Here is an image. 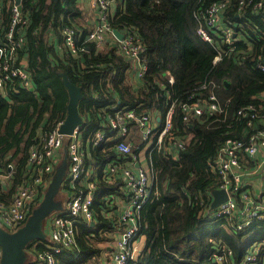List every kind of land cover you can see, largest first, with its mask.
Listing matches in <instances>:
<instances>
[{
	"label": "trees",
	"instance_id": "1",
	"mask_svg": "<svg viewBox=\"0 0 264 264\" xmlns=\"http://www.w3.org/2000/svg\"><path fill=\"white\" fill-rule=\"evenodd\" d=\"M215 1L222 0L113 3L112 26L121 31L129 26L134 28L145 44L148 68L141 77L134 72L132 61L116 52L112 38L105 41L106 50H100L95 41H85L93 26L79 23L84 14L81 0L22 1L29 22L23 32L25 46L20 54L27 58L26 68L33 86L24 88L15 78L4 89L0 88V167L8 168V163L16 160L15 182L28 172L26 160L30 148L39 146L44 135L66 117L69 93L63 73L82 87L78 106L84 121L79 131L89 148L90 167L97 163L103 168V163L131 160V156L125 157L116 149L113 140L97 147L92 145L94 133L108 120L104 113L128 109L137 113L154 110L165 113L170 96L179 104L188 101L193 93L206 95L210 87L202 85L211 81L224 104L225 111L220 116L194 117L190 121L184 120V111L177 104L173 130L188 140L180 147L171 145L170 152L156 148L149 152L158 192L140 211L138 236L145 235V244L140 255L128 264H219L214 254L223 245L233 249L232 261H239L256 243H262L258 264H264V217L237 229V218L207 213L212 190L220 186L221 180L208 160L216 157L227 138L246 139L248 130L264 126L261 116L253 118L250 127L248 117L238 113L242 107L252 105L253 110L264 114V70L258 66L259 62L264 63V10L254 12L251 5L240 9V0H226L222 21L236 32V48L228 50L229 45L219 36L214 45L197 33L200 24L205 23L207 8ZM68 23L79 33L80 48L76 54L67 50L61 53L55 45L56 38L62 41L61 26ZM213 33L215 39L221 34L216 30ZM216 45L227 52L213 63L218 52ZM167 72L174 76L173 83ZM133 123L129 127L134 135ZM109 129V135L118 140L125 138L118 134V129ZM246 159L241 155L244 165ZM76 184L85 186L83 174ZM74 190L66 179L60 193L68 198L69 191ZM126 193L118 181L97 179L95 225L80 223L78 247L64 248L54 264H94L107 252V243L121 227L117 220L127 205ZM237 202L241 211L239 197ZM51 243V240L33 241L28 246L32 257L26 264H38L37 254Z\"/></svg>",
	"mask_w": 264,
	"mask_h": 264
},
{
	"label": "built area",
	"instance_id": "2",
	"mask_svg": "<svg viewBox=\"0 0 264 264\" xmlns=\"http://www.w3.org/2000/svg\"><path fill=\"white\" fill-rule=\"evenodd\" d=\"M22 1L0 0V88H4L7 82L19 79L22 87L32 88L33 84L30 73L26 68L27 58L21 57L20 50L25 46L24 29L28 25L29 19L22 8ZM116 0H92V5L96 6L97 23L92 27L85 41H95L101 45L108 38H112L116 45V52L129 58L133 64V70L141 77L147 71L148 65L144 57L145 44L132 27H127L122 32L123 38L119 39L114 33L111 24V17L115 10L113 3ZM240 9L245 5H251L252 10H264V0H240ZM227 5L226 0L215 1L207 8L204 14L205 23L200 24L197 33L206 42H218V36L223 43L229 45L228 50H235L234 35L236 32L230 25H225L222 21V11ZM213 30L220 32L214 38ZM63 40L66 50L76 54L78 47L79 33L73 24L61 26ZM218 52L214 56L213 63H217L223 57V51L217 45ZM82 48V47H81ZM258 66L264 70V63L259 62ZM169 81L174 82L175 78L170 73ZM203 88L210 87L206 95H196L193 93L188 101L177 103V99L170 96V103L164 113L162 125L155 126V114L153 111L137 113L134 109L118 110L114 114L107 113L105 129H98L92 138V145L99 146L108 141H115V146L125 157L131 156V160L120 159L110 162L106 167L101 165L89 166L88 146L82 139L79 127L71 134H64L59 131L60 120L57 126L50 129L43 137L39 146H32L28 153L27 174L18 182H15L16 167L12 163L8 164L9 174L0 171V223L13 231L23 225L38 202L44 196L50 178L57 163L62 157L64 142H68L69 169L66 179L70 180L74 191L65 198L64 208L53 212L49 218L48 230L51 244L41 250L37 256L38 264H54L56 256L64 248L73 249L78 247L77 234L79 224L82 222H96L94 214V202L96 198L95 190L97 179L102 177L106 182H117L124 185L128 202L118 217L120 230L116 231L114 239L107 243L109 248L115 249L112 252H105L94 262V264H128L130 260L136 259L145 244V235H139L140 211L145 203L158 192L155 178L156 174L151 164V152L153 148L159 151L170 152L171 145L180 147L185 140L176 135L174 128V113L177 104L184 111V120L190 121L194 117L220 116L225 111L224 104L214 91V84L205 82ZM264 100V92L262 94ZM252 109V110H251ZM253 106H244L238 113L248 117V125L251 127L255 117H262L258 110H253ZM139 126L143 132V138L149 141V149L143 146H135L133 135L129 124ZM110 131L118 129V134L124 139H117L109 135ZM130 133V138L128 137ZM157 135L150 142V137ZM86 144V145H85ZM264 146V131L254 129L246 139L229 137L219 149L218 154L212 160H208L212 171L217 172L220 177V186L228 191V199L221 202L215 209H208L207 213L212 216H223L237 218L236 227L241 229L247 226L255 218L264 217V196H255L248 190H241L242 184L251 181L244 177L250 174L264 176V158L260 155L261 146ZM151 146V147H150ZM144 151L140 157L138 152ZM241 155H247L246 160H251L256 166L252 170L246 167L241 159ZM145 158V159H144ZM134 161L139 162L135 165ZM99 174L98 171H100ZM83 174V184L78 186L76 181ZM65 179V181H66ZM239 193L240 195H238ZM241 199L242 209L239 210L237 198ZM37 202V203H36ZM203 213V211L201 212ZM144 237V240H143ZM254 246L253 248H251ZM239 264H258L257 246L252 245ZM233 249L228 246H220L214 254V259L219 264H232L231 256ZM1 260V249H0Z\"/></svg>",
	"mask_w": 264,
	"mask_h": 264
},
{
	"label": "water",
	"instance_id": "3",
	"mask_svg": "<svg viewBox=\"0 0 264 264\" xmlns=\"http://www.w3.org/2000/svg\"><path fill=\"white\" fill-rule=\"evenodd\" d=\"M17 2H20V0H17ZM113 31L119 39L123 38L124 33L119 28L114 27ZM62 75L69 93V101L66 117L60 124L59 131L64 134H71L84 121L78 106L83 92L82 87L72 82L66 73ZM62 149V157L55 167L44 196L32 209L25 223L13 231L0 223V264H26L32 257L28 246L36 239L50 240L49 218L53 212L64 208L65 201V198L59 197V195L69 169L67 141L64 142ZM136 165L138 166L139 162ZM68 194L70 195L71 191ZM212 195V209L228 199V191L225 188L213 189ZM91 225H94V221L91 222Z\"/></svg>",
	"mask_w": 264,
	"mask_h": 264
},
{
	"label": "crops",
	"instance_id": "4",
	"mask_svg": "<svg viewBox=\"0 0 264 264\" xmlns=\"http://www.w3.org/2000/svg\"><path fill=\"white\" fill-rule=\"evenodd\" d=\"M81 7L83 8L84 10V14H83V18H80L79 20V23L82 24V25H90V26H94L97 21H98V18H97V12H96V6L95 5H92V0H81ZM1 17V16H0ZM60 34L62 36V31H61V28H60ZM62 41H59L58 38L55 39V45L57 46L58 50L63 53L65 52V50L67 49L66 46H65V43H64V40H63V36L61 37ZM105 43V42H104ZM104 43H102L101 45H98V48L100 50H106V48L108 47L107 45H105ZM104 47V48H103ZM119 54V53H118ZM135 72V71H134ZM136 73V72H135ZM137 75V73H136ZM138 76V75H137ZM5 88V87H4ZM4 88H1V89H4ZM3 92V91H2ZM3 95H4V92H3ZM6 97V96H5ZM153 113L155 114V121H156V124L155 126H157L158 128L162 125L163 123V119H164V112L163 113H160L159 111H156L154 110ZM103 117H107V114L104 113ZM158 117H160V119H158ZM246 124V123H245ZM247 126V124H246ZM135 131H134V134L136 132V138L133 140V143L135 146H143V144L145 143V139L143 138V132L142 130L139 128V126L135 125ZM248 127V126H247ZM101 128L102 129H105V127H103V125L101 124ZM249 128V127H248ZM258 130L260 131H264V126L262 127H258L257 128ZM250 130H248V133L246 135L245 138H248L249 135H250ZM81 133V132H80ZM82 136V134H81ZM185 140H188V139H185ZM67 141V140H66ZM63 151V149H62ZM88 151H89V148H88ZM144 151L140 150L138 152V157H140L142 155ZM260 155H262V157L264 158V146L262 145L261 146V149H260ZM87 157H88V153H87ZM245 157H247V155H245ZM145 159V158H144ZM248 162H251V165L249 166ZM14 164L15 167H16V162L14 161H10L8 164ZM26 164H27V160H26ZM109 164V162L105 165L104 163L102 164V166H107ZM96 165H100V164H95L94 166ZM245 165L246 167H250V170H252L253 168H255L256 166L254 165V162L251 161V160H247V162H245ZM0 171H2L4 174H9L10 173V168H6V167H0ZM257 174H250L248 176L249 180L251 179V177L253 178L251 181H247L245 183H247V186H245L246 184L243 183L242 184V187H241V190H248L250 191L253 195L257 196H264V176H256ZM247 176H245L244 178L246 179ZM245 184V185H244ZM213 200V198H212ZM212 203V202H211ZM95 225V223H94ZM143 240H144V237H143ZM260 244L261 246H257L258 248V252L257 254L259 255L261 249H262V243H258ZM144 247V246H142ZM254 246H252L251 248H253ZM115 249L114 248H110L108 250V252H112L113 250ZM251 250V249H248L246 253H248V251ZM242 256L241 259H243L244 255ZM258 255H257V260H258ZM241 259L239 261H232V264H239L241 262ZM232 260V259H231Z\"/></svg>",
	"mask_w": 264,
	"mask_h": 264
},
{
	"label": "rangeland",
	"instance_id": "5",
	"mask_svg": "<svg viewBox=\"0 0 264 264\" xmlns=\"http://www.w3.org/2000/svg\"><path fill=\"white\" fill-rule=\"evenodd\" d=\"M104 48V47H103ZM157 135H152L151 137H150V142L153 140V138H155ZM157 138V137H156ZM149 141L148 142H146L145 141V143L143 144V147H145L146 149H149ZM151 147V146H150ZM14 162H16V160H13ZM134 163H136V161H134ZM136 165V164H135ZM59 197H65V195L63 194V192L62 193H60V195H59ZM210 209L212 210V207H211V204H210ZM215 209V208H214ZM256 244H258V243H256ZM242 260H244V259H241V261Z\"/></svg>",
	"mask_w": 264,
	"mask_h": 264
}]
</instances>
